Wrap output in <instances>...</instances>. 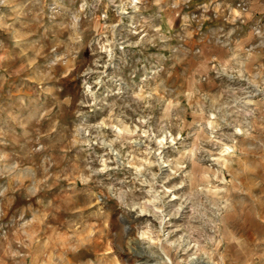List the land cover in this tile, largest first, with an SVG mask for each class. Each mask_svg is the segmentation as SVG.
Masks as SVG:
<instances>
[{"label": "rangeland", "instance_id": "rangeland-1", "mask_svg": "<svg viewBox=\"0 0 264 264\" xmlns=\"http://www.w3.org/2000/svg\"><path fill=\"white\" fill-rule=\"evenodd\" d=\"M0 264H264V0H0Z\"/></svg>", "mask_w": 264, "mask_h": 264}]
</instances>
